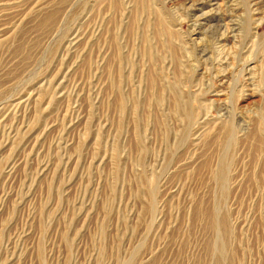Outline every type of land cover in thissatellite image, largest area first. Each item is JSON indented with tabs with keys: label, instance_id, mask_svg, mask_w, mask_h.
<instances>
[{
	"label": "rangeland",
	"instance_id": "374dc122",
	"mask_svg": "<svg viewBox=\"0 0 264 264\" xmlns=\"http://www.w3.org/2000/svg\"><path fill=\"white\" fill-rule=\"evenodd\" d=\"M0 264H264V0H0Z\"/></svg>",
	"mask_w": 264,
	"mask_h": 264
}]
</instances>
